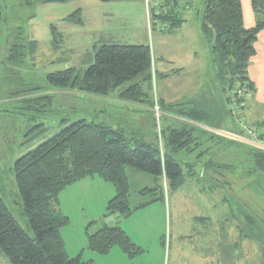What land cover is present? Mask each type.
<instances>
[{
	"label": "rangeland",
	"instance_id": "rangeland-1",
	"mask_svg": "<svg viewBox=\"0 0 264 264\" xmlns=\"http://www.w3.org/2000/svg\"><path fill=\"white\" fill-rule=\"evenodd\" d=\"M177 1L185 22L168 30V22L156 25L153 18L156 7L168 0H0V198L30 238L33 232L23 215L14 179L16 160L82 119L122 129L137 141L156 140L164 151L163 134L167 136L168 128H182L183 107L195 106L210 114L211 127L187 122L198 130L193 132L196 147L192 151L173 154L182 170V183L170 189L162 180V200L160 190L151 192L165 205L163 231L160 218L153 225L155 235L161 234L162 264H264V176L255 177L250 160L252 148L264 151V144L251 139L254 146L248 148L235 137L238 133L219 132L244 127L257 130L254 125L264 123L255 117L258 112L247 113L248 104H232L237 96H243L242 90L224 91L227 81L223 83L218 76L210 48L199 31L205 0ZM74 14L80 23L69 22H77ZM111 44L150 48L156 68L165 74L153 83L151 92L143 86L147 99H140L159 100L158 118L154 109L152 112L120 95L136 84L139 76L120 86L110 79L103 95L82 90L95 53L102 45ZM16 46L19 57L13 58ZM68 69L74 70L72 87H61L49 78ZM42 96L50 97V104L40 100ZM29 100L32 102H26ZM253 138H257L255 133ZM130 169L126 167L125 173L132 209L151 198L144 191L156 189V184L152 176ZM73 191L63 198L65 203L71 199L67 207L73 221L79 220L80 212L77 205L74 211L73 201L87 216L101 217L107 191ZM79 195L86 198L79 201ZM72 233L63 235L67 254L75 252ZM137 248L134 261L160 264L154 246ZM0 264H11L1 250Z\"/></svg>",
	"mask_w": 264,
	"mask_h": 264
},
{
	"label": "trees",
	"instance_id": "trees-1",
	"mask_svg": "<svg viewBox=\"0 0 264 264\" xmlns=\"http://www.w3.org/2000/svg\"><path fill=\"white\" fill-rule=\"evenodd\" d=\"M52 1L67 3L71 0ZM177 5V0H168V3L157 6L153 14L154 22H168V30L181 27L185 20L181 18L182 11ZM251 9L255 20L251 29H246L243 25L240 0H205L200 17L199 30L202 40L210 48L211 60L218 76L223 83L227 81L224 91L227 93L240 89L244 92L243 96H237V105L246 103L247 96L253 94L254 86L249 81L247 68L255 55L254 44L257 36L264 30V0H251ZM75 17L77 22L73 19H69V22L80 23L78 16L74 14L72 18ZM1 24L0 5V28ZM18 50V46L13 49V58L19 57ZM154 66L148 46L102 45L95 53L93 63L85 71L82 90L92 95H103L109 88L110 79H114V86H120L139 76L140 80L120 95L132 103H142L153 112L154 107L159 106V100L156 98L155 102H143L140 98L147 97L143 86L148 87L151 92L153 83L163 76ZM73 76L74 70L68 69L49 78L61 87H72ZM39 99L50 104L48 96ZM226 101L229 103L230 100ZM210 118L206 110L197 109L195 106L190 109L183 107V127L168 128L167 136L163 134L164 151H160L156 140L137 141L128 137L122 129H115L106 124L82 119L65 127L15 161V184L22 202V212L33 232V238L18 226L0 198V250L11 264H94L92 261H82L79 256L69 258L65 253L60 230L69 221L54 208L60 193L83 179H100L115 189V196L106 206L107 216L118 215L127 218L133 210L128 205L126 167L154 178L156 189L148 192L160 190L162 196V180L168 182L170 189H175L182 183L183 178L182 170L174 160L173 154L178 151L190 152L196 147L192 140L193 132L198 129L187 122L211 127L208 123ZM254 126L257 127V130L254 129L257 138L254 139L264 142V125L256 123ZM211 137L214 139L213 135ZM250 154L252 171L255 170L252 173L255 177L262 178L264 151L252 148ZM160 199H164L163 196ZM94 224L96 222L87 228L89 251L106 255L113 247H118L129 258L139 252L121 228L101 223L95 232H89Z\"/></svg>",
	"mask_w": 264,
	"mask_h": 264
},
{
	"label": "crops",
	"instance_id": "crops-1",
	"mask_svg": "<svg viewBox=\"0 0 264 264\" xmlns=\"http://www.w3.org/2000/svg\"><path fill=\"white\" fill-rule=\"evenodd\" d=\"M101 2H118V1L109 0V1H101ZM240 2H241L242 15H243V25L246 29H251L255 25L254 16L251 9V0H240ZM156 25H158V23H156ZM254 49H255V55L251 58L250 64L247 68V75L249 81L254 86L253 94H249L246 98L247 99L246 104H248L249 106L247 113H250L252 115L253 110H254L253 112H258L257 116L255 115V117L259 121L264 122V30L258 34L257 40L254 44ZM156 70L160 74L164 73V71H162L160 68L159 70L156 68ZM145 111L146 110H144V112ZM221 130L222 131L219 132L228 135H233L238 133L237 136L235 135L234 136L240 141V143L242 142L245 146L248 145V148H252V146H254L253 142L251 141V138L244 129H239L236 132L223 130V129ZM263 144L264 142H261V145ZM130 170L138 172L134 169H130ZM139 173L146 174L143 172H139ZM153 183H155L154 179H153ZM75 188H77V190H83L84 192L88 191L91 194L93 193L94 189L107 191L106 192L107 197L101 203V211H103L101 217L98 215L87 216L85 210L79 204H76L73 201L72 204L73 206H75L74 211H76V205H77L80 208V212L79 213L75 212L77 213L79 220L77 221L72 220L73 218L72 214H70L69 209L67 207V203L71 199H68V202L65 203L63 202V198L69 192L74 193L73 190H75ZM147 190H145L144 193L150 194L151 198H149L147 202L138 204L137 206L132 208L133 212L131 213L129 218L128 217L122 218L119 217L118 215L107 216L106 214L107 203L115 196V189L111 184L109 183L107 184L104 181L97 178H86L64 189L58 197V203L55 205V210L57 213L66 217L69 221L68 224L60 230V235L63 241L66 255L67 256L76 255L75 257L79 256L81 260H85L84 262L92 261L94 264H97V262L100 264H139V261L137 260L134 261V258H132L133 259L132 260L118 247H113L106 255H98L94 252L89 251L87 249V232H88L87 228L91 223L96 222V224H94L91 227L89 232L91 231L95 232L99 228L101 223H104L108 226H117L124 231V233L130 238V240L136 247L139 246V247H144V249L145 248L150 249L152 246H154L156 250L159 252L158 259L160 261V264H162L164 262V254L163 251L161 250V248L163 247H161L160 245L161 234L155 235L153 231V225L156 223L158 218H160V228L163 231L165 205L163 204V201H159V197H157L155 193L148 192ZM84 198H86V196L79 195V197L76 199L82 201L84 200ZM142 205L144 206L140 207ZM69 226L72 229H66L69 228ZM66 231H70L71 233L72 231L74 232L72 233L73 235L71 238L72 242L75 243V252H73V254H67L68 252L63 238V235L65 234Z\"/></svg>",
	"mask_w": 264,
	"mask_h": 264
},
{
	"label": "built area",
	"instance_id": "built-area-1",
	"mask_svg": "<svg viewBox=\"0 0 264 264\" xmlns=\"http://www.w3.org/2000/svg\"><path fill=\"white\" fill-rule=\"evenodd\" d=\"M231 99H233V98H231ZM235 103H236V101L232 102L233 105H235ZM154 112H155V114H156V117L158 118V112H159V109H158L157 106H155V108H154ZM243 129L246 131V133L249 135V137H250L251 139H254V138H253L254 133H255L254 129H248V128H245V127H244Z\"/></svg>",
	"mask_w": 264,
	"mask_h": 264
}]
</instances>
